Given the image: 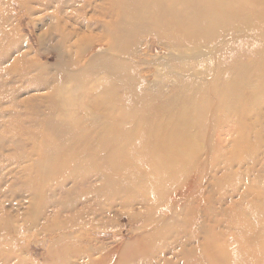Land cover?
<instances>
[{"label": "rangeland", "instance_id": "374dc122", "mask_svg": "<svg viewBox=\"0 0 264 264\" xmlns=\"http://www.w3.org/2000/svg\"><path fill=\"white\" fill-rule=\"evenodd\" d=\"M114 2L0 0V264H264V25L222 29L213 45L192 43L206 39L197 24L180 46L137 31L124 53L105 52L92 25ZM236 2L260 19L264 0ZM76 36L95 44L85 61L97 58L100 74L95 64L69 75L82 65ZM217 51L228 68L251 62L254 88L240 87L236 108L188 98L211 88ZM111 70L134 78L131 104ZM57 92L80 107H62ZM60 124L69 131L57 135ZM102 137L119 140L121 167ZM151 179L165 185L149 192Z\"/></svg>", "mask_w": 264, "mask_h": 264}, {"label": "bare ground", "instance_id": "6f19581e", "mask_svg": "<svg viewBox=\"0 0 264 264\" xmlns=\"http://www.w3.org/2000/svg\"><path fill=\"white\" fill-rule=\"evenodd\" d=\"M123 1L122 4L114 2L113 4L110 3L109 7L103 9L104 12L101 14L105 17L103 21H96L92 26L94 28H98L101 33L100 37L97 40V45H103L108 49L105 52H109L114 50V52H122L124 53L123 46L128 42V38L131 36V33L137 31H144L146 33H150L154 30L155 33H160L163 35L164 44L180 46L179 37L182 35H186L187 37L194 36V25L197 24V29L199 31V35H206V41L204 40H197L192 43L196 44H206L210 43L211 45L216 44V42L221 38L222 29H227L231 27H258L259 25H264V11L262 14L258 15L260 19L257 17L255 21H250L251 14H239L236 13L234 9L238 6L236 0H199L200 2L197 4L195 0H119ZM125 1V2H124ZM154 6V7H153ZM158 9V10H157ZM194 16H197V19L202 18L199 23H195ZM235 19V21H234ZM151 22L152 25H148L147 23ZM201 24V25H199ZM231 30V29H230ZM234 30V29H233ZM243 30V28H242ZM247 30V29H246ZM204 31V32H202ZM239 31V30H238ZM225 33V31L223 32ZM235 33V32H234ZM237 34V33H236ZM250 34V33H249ZM246 35V34H245ZM228 36V35H227ZM249 36V35H248ZM60 37L62 40L66 42H71V39L68 40L69 37H72V34H65L64 29L61 30ZM77 38L73 45L80 50L78 54V58H73V63H82L77 68H74L73 71H70V76L75 77L78 75H82L84 72L90 70L93 65H97V71L91 73V75L100 74V72L104 69V65L99 64L97 58H95L91 63L85 61L87 54L90 53L92 48L95 46L94 43H89L88 40L85 38H79L78 36L74 37ZM73 38V39H74ZM94 38V37H93ZM224 38V37H223ZM60 39V40H61ZM204 41V42H202ZM210 45V46H211ZM101 51L100 53H103ZM63 55L66 52H62ZM216 56L213 61V67L217 70V76L210 81L211 88H205V86H201L203 91L198 93L196 92L199 87H194L191 90V94H188V98H193L200 106L212 107L215 109L220 110L219 108H236L239 105V92L242 90L240 87H249L252 83L250 81V73L252 69L250 68V61L244 64L238 65L237 68L229 67L225 65L224 57H218L220 54L218 51L214 54ZM115 57L116 55L113 54ZM38 60V59H36ZM117 60V59H116ZM107 62L109 59L106 60ZM115 63V62H113ZM246 66V67H242ZM228 72L231 75L235 76L236 81L228 82L229 80L226 79V74ZM193 75V74H192ZM109 79L111 83L121 89L122 84H127L131 87V89L125 93L124 99H126L127 103L131 104L133 102V89L136 87L134 86V78L127 73L118 74L113 70L109 71ZM195 81L206 83L208 79L205 77L203 80L194 78ZM141 82V81H140ZM221 82V84L219 83ZM102 85H108V78L101 82ZM252 85V84H251ZM83 88V85H80V88ZM254 88V85H252ZM159 86L155 89L154 95L151 94L150 96L153 98L157 97L160 93ZM107 87L104 89L103 92L99 93L105 94ZM118 89V90H120ZM138 90V88H137ZM140 94L145 96L143 89L140 90ZM256 91H261L264 93V76L262 82L257 83ZM59 97V104L61 103L62 107L69 108L71 110H77L76 108L80 107V104L76 102L75 96L69 95L64 96L62 93L57 92ZM196 95V96H194ZM228 99L230 101V106L227 107ZM174 107L176 108V102H173ZM137 112V110H136ZM72 114L66 112V117L70 120H74L72 118ZM174 117H176L175 112L173 113ZM220 118V115H218ZM132 119V116L126 114L125 118H122L123 123ZM221 119V118H220ZM62 125V124H60ZM160 125V124H159ZM158 125V126H159ZM64 126V125H62ZM104 128V127H102ZM69 131L63 128L57 129L54 128V132L59 135ZM122 132H115L106 134V131L99 133V136L105 135H112L116 136V138ZM63 135V134H62ZM62 137V136H61ZM72 138V137H71ZM70 138V139H71ZM70 139H67L69 141ZM124 140V139H123ZM176 138H172L170 143L175 142ZM179 141V140H178ZM177 141V142H178ZM103 148L108 150L109 165L113 166L114 161H116V166L121 167L118 163V158L122 156V151L118 150V145L115 143H119L118 139H104V137L100 138L99 141ZM122 142V140H121ZM184 145V144H183ZM190 148V146H188ZM195 148V147H194ZM183 149L182 144H179L177 149ZM173 152V150L168 151ZM51 153L49 152V155ZM95 154V153H94ZM251 156L250 153H248ZM160 185H165L157 180L151 179L149 183V192H152V187H158ZM163 197V194H161ZM261 234V233H260Z\"/></svg>", "mask_w": 264, "mask_h": 264}]
</instances>
